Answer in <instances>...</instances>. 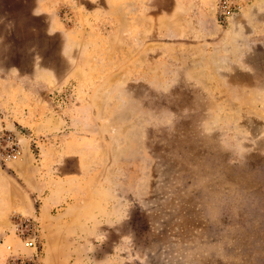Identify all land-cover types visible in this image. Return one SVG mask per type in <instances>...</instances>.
Returning a JSON list of instances; mask_svg holds the SVG:
<instances>
[{
	"label": "rangeland",
	"instance_id": "obj_1",
	"mask_svg": "<svg viewBox=\"0 0 264 264\" xmlns=\"http://www.w3.org/2000/svg\"><path fill=\"white\" fill-rule=\"evenodd\" d=\"M228 6L0 0V264H264V0Z\"/></svg>",
	"mask_w": 264,
	"mask_h": 264
},
{
	"label": "built area",
	"instance_id": "obj_2",
	"mask_svg": "<svg viewBox=\"0 0 264 264\" xmlns=\"http://www.w3.org/2000/svg\"><path fill=\"white\" fill-rule=\"evenodd\" d=\"M231 3V0H221V8L223 9V12H226L228 9V5ZM12 138V135H8L9 143L12 144L11 151L5 152V150L2 148L0 149V156L7 160L10 156H13L17 153H19V146L17 143H15ZM19 224H17V233L16 238L17 240L25 245V247L31 249V250H37L39 239H40V225L37 221V219L34 218H21L19 220ZM6 249L9 252H13L14 248L13 245L6 246Z\"/></svg>",
	"mask_w": 264,
	"mask_h": 264
}]
</instances>
